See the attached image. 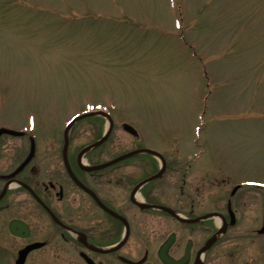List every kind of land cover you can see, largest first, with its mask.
<instances>
[{"label":"rangeland","instance_id":"374dc122","mask_svg":"<svg viewBox=\"0 0 264 264\" xmlns=\"http://www.w3.org/2000/svg\"><path fill=\"white\" fill-rule=\"evenodd\" d=\"M99 106L113 127L87 154L194 158L185 182L200 187L202 212L248 183L240 224L206 258L264 264V235L247 234L264 200V0H0V126L28 131L2 138L8 154L27 153L30 136L35 154H61L67 121ZM103 123L75 122L69 154L99 138ZM12 242L0 222V264L13 263ZM58 246L56 264L80 262ZM146 264L159 263L152 254Z\"/></svg>","mask_w":264,"mask_h":264},{"label":"flooded vegetation","instance_id":"af4514ba","mask_svg":"<svg viewBox=\"0 0 264 264\" xmlns=\"http://www.w3.org/2000/svg\"><path fill=\"white\" fill-rule=\"evenodd\" d=\"M2 138L1 228L16 252L39 244L24 264L32 253L40 255L36 264H56L60 241L80 259L64 264H128L124 259L141 258L146 264L152 254L161 264L156 253L169 236L173 259L187 253L185 264H212L207 255L242 220L245 202L237 198L243 189L238 183L202 212L200 187L185 182L190 163L170 161L166 154L120 159L124 154H8L10 143ZM10 223L17 235L10 233ZM260 227L247 234L261 237ZM201 233L207 235L203 241Z\"/></svg>","mask_w":264,"mask_h":264},{"label":"water","instance_id":"95a60500","mask_svg":"<svg viewBox=\"0 0 264 264\" xmlns=\"http://www.w3.org/2000/svg\"><path fill=\"white\" fill-rule=\"evenodd\" d=\"M84 116H85V115H84ZM80 117H83V116H80ZM80 117H78V118H80ZM70 125H71V124H69V125L67 126V128H69ZM123 129H124L125 131H127L128 133H130V134H134V130H133L130 126H128V125H124V126H123ZM3 133H8V134H12V135H18V133H16V132H12V131H9V130H6V129H0V134H3ZM104 139H105V137L102 138L101 140H99L98 142H96L95 144L83 148V149L79 152V154H83L85 151H87V150L90 149L91 147H94V146L98 145L99 143H101ZM66 146H67V138H66V135H65V136H64V144H63V151H62V154H66ZM33 150H34V147H33V143H32V144H31V147H30V153H29V154H32ZM139 151H141V150H139ZM144 151H146V150H144ZM137 152H138V151H132V152H129V153H126V154H127V155H129V154H135V153H137ZM147 152H149V153H151V154H156V153L151 152V151H147ZM127 155H125V156H127ZM125 156H122V157H125ZM166 250H167V248L164 249V251L161 252V253L159 254V258H160V260H161L164 264H179V262H174V261L170 260V259L167 257ZM26 251H27V250H24V251L20 254V256L18 257V259L16 260V264H23L24 257H25V254H26L25 252H26Z\"/></svg>","mask_w":264,"mask_h":264},{"label":"bare ground","instance_id":"6f19581e","mask_svg":"<svg viewBox=\"0 0 264 264\" xmlns=\"http://www.w3.org/2000/svg\"><path fill=\"white\" fill-rule=\"evenodd\" d=\"M218 222V221H217Z\"/></svg>","mask_w":264,"mask_h":264}]
</instances>
